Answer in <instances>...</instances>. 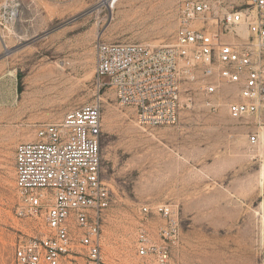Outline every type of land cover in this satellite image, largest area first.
<instances>
[{"label":"rangeland","instance_id":"obj_1","mask_svg":"<svg viewBox=\"0 0 264 264\" xmlns=\"http://www.w3.org/2000/svg\"><path fill=\"white\" fill-rule=\"evenodd\" d=\"M97 1L0 0V264H15L17 242L45 231L41 220L17 213V144L99 97L102 166L114 196L105 264L139 260L140 208L159 204L180 212L170 264H264V137L252 146L248 126L217 95L216 112L196 93L175 124L143 127L111 88L97 87V40L168 44L180 0H121L113 11Z\"/></svg>","mask_w":264,"mask_h":264},{"label":"built area","instance_id":"obj_2","mask_svg":"<svg viewBox=\"0 0 264 264\" xmlns=\"http://www.w3.org/2000/svg\"><path fill=\"white\" fill-rule=\"evenodd\" d=\"M121 0H98L113 11ZM97 87L111 88L140 126L175 124L196 93L228 100L231 118L248 126L249 143L264 129V0H180L173 40L160 47L97 40ZM187 93L183 97V93ZM102 98L36 126L15 149L20 217L41 220L40 237L21 238L15 264H105L103 227L114 203L102 166ZM132 264H170L181 242L176 206L140 208Z\"/></svg>","mask_w":264,"mask_h":264},{"label":"bare ground","instance_id":"obj_3","mask_svg":"<svg viewBox=\"0 0 264 264\" xmlns=\"http://www.w3.org/2000/svg\"><path fill=\"white\" fill-rule=\"evenodd\" d=\"M53 73V72H52ZM14 77H15V74L14 73H11ZM51 75V74H50ZM263 133V132H262ZM264 137V136H263Z\"/></svg>","mask_w":264,"mask_h":264}]
</instances>
